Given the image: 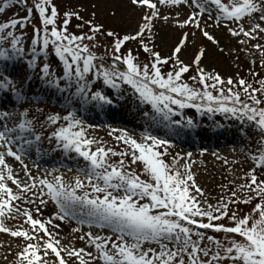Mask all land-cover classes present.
Instances as JSON below:
<instances>
[{
	"label": "snow or ice",
	"instance_id": "snow-or-ice-1",
	"mask_svg": "<svg viewBox=\"0 0 264 264\" xmlns=\"http://www.w3.org/2000/svg\"><path fill=\"white\" fill-rule=\"evenodd\" d=\"M10 5L26 15L0 23L6 264H264V0H126L138 19L123 34L96 23V12L61 14L54 0H4L0 14ZM168 39L162 54L158 41ZM208 45L234 73L205 64ZM117 104L144 130L137 138L107 125L110 145L89 134L97 126L86 114L111 115ZM185 109L248 140L232 149L243 159L211 153L227 168L215 196L198 184L193 153L170 151L169 137L201 127ZM70 165L71 182L60 172Z\"/></svg>",
	"mask_w": 264,
	"mask_h": 264
},
{
	"label": "rangeland",
	"instance_id": "rangeland-1",
	"mask_svg": "<svg viewBox=\"0 0 264 264\" xmlns=\"http://www.w3.org/2000/svg\"><path fill=\"white\" fill-rule=\"evenodd\" d=\"M123 2V0H54V2L57 4V7L62 14L64 11L68 10H74L79 11L81 15H83L86 19L91 18V13L96 12L95 22L103 24L106 28L116 29L120 31L122 34L131 31L136 23V20L138 19L137 15L130 14L131 10H128V13H125L124 6L122 7L120 2ZM4 0H0V6H3ZM95 5V7H93ZM117 11L116 16H112V11ZM18 13L19 17H23L26 15V12L24 9L19 5H10V7L5 11V13L0 14V23L4 22L5 20H8L10 18H15V14ZM75 24V20H73V25ZM70 30H72L70 28ZM17 34H20L19 31H17ZM32 30L29 27L27 29V36L31 37ZM197 43H206L203 41V39L197 34L196 37ZM171 39L166 40L164 43L158 41L160 43V50L162 54H167L168 48L171 45ZM129 47H134V45H129ZM209 53L208 58L205 60V64H209L210 66L215 67L218 71L221 72L222 75L225 74H232L235 72V68H233L229 62V59L226 57H222L219 54H213V46L208 45ZM102 51L98 54H102ZM187 60V56L183 57ZM53 62V68H56L55 58L51 57ZM144 59V56L141 55V60ZM240 65L242 68L247 70V61L244 59L243 55L241 56ZM257 71H260V69L257 67ZM244 73H242L243 75ZM185 79H187V76H185ZM191 83V82H190ZM111 92V91H110ZM115 94V93H114ZM124 108H127L129 110V116L130 118H133V121L137 124V127H133L131 125L127 124H116V126L111 125L112 123L110 121L103 122L102 124H95L90 121L88 123L94 124L97 127H95L92 130H89L90 135H94L96 137L103 138L106 142H108L110 145L114 144V141L112 137L108 135L109 128L107 125H111L114 128H124L128 130L131 134L137 136L139 138V135L144 130L142 122L137 119L136 115L133 111H130V105L128 104H121ZM121 106V107H122ZM54 109H61L59 106L54 107ZM53 108L52 111H56ZM63 110V109H61ZM64 111V110H63ZM61 112V111H60ZM186 117H197V114L195 112V109H185L184 110ZM193 114V115H192ZM220 115H217L218 117ZM175 119H182V117H175ZM153 131V130H152ZM154 135H158L161 137H164L160 135V133H155L153 131ZM171 139L172 143L175 145L174 148L170 149V151L175 154L179 153L176 150V147L178 146L177 143L174 142V139L172 137H169ZM252 139V145L251 147L255 149V140L256 137H251ZM46 141V140H45ZM47 142V141H46ZM241 144H247L248 140H241ZM47 144V143H46ZM45 143H43L42 147L46 148ZM219 150L215 149L214 151L207 149V148H199L196 150H192L193 157L192 159L196 161L193 170L197 173V182L198 184L206 190V192L211 195L215 196L219 192V188L217 185L221 183V176L227 174V168L222 164L221 161L216 160L211 153L217 152L221 156H226L229 160L232 159H243V156L241 154L233 153L232 150H227L228 147H225L226 150L221 149V147H217ZM204 149H207L208 151L205 152L204 156H200V152ZM185 154V153H184ZM181 154L180 155H184ZM171 159L170 157L168 158ZM203 161V163H201ZM28 163V159L25 161ZM82 163V161H81ZM67 170V169H66ZM60 172H62L65 176V179L69 182L72 181V178L76 175L75 168L72 167V171L69 172L68 170L65 171V169H60ZM54 211V208L52 205H49V208L47 209L45 215H48ZM244 211H247V209H244ZM72 226H75L74 224ZM62 227L64 228L62 235L67 234L70 231V228L66 225L62 224ZM86 230V229H85ZM8 237L6 234H0V242L7 241ZM77 246H82L81 243H77ZM5 252V249L0 248V264H6L4 261L3 254ZM9 259H11V256H9Z\"/></svg>",
	"mask_w": 264,
	"mask_h": 264
},
{
	"label": "bare ground",
	"instance_id": "bare-ground-1",
	"mask_svg": "<svg viewBox=\"0 0 264 264\" xmlns=\"http://www.w3.org/2000/svg\"><path fill=\"white\" fill-rule=\"evenodd\" d=\"M126 0L121 1L120 4L123 7L125 5ZM165 42V41H164ZM162 42V43H164ZM112 94V92H109ZM121 104H119V107L115 108V110L112 111L111 115H107L105 113H88L86 114L87 119L94 120L95 122H102V121H110L112 124L116 126V124H127V125H136V123L133 121L132 118H130L129 110L127 108H124ZM197 119L196 121L201 124L200 128H197L196 130H184V135L182 137H175L172 136V138L175 140V142L178 144L176 147V150L184 154L186 152H192L191 148H194L195 145L194 142L196 143L197 141L195 140L196 138L205 140L206 136H209L208 133L209 131L214 132V136L212 137L211 144L214 146H225L228 147L227 150H232L234 147L238 148L241 145V142L237 143V138L234 135L232 130L226 131V134H224L222 129H216L213 131L211 127V121L207 119V117H201L199 114H197ZM222 122L225 120L223 117H220ZM226 123L230 124V121H226ZM135 128L137 126H134ZM155 133H160V135L165 136V130L163 129H153ZM204 142V141H202ZM224 150H226L223 147ZM31 167V165H30ZM67 171V170H65Z\"/></svg>",
	"mask_w": 264,
	"mask_h": 264
}]
</instances>
